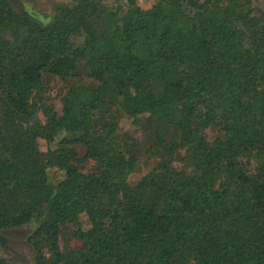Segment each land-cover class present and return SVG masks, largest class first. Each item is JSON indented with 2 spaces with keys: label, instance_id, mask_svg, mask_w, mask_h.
I'll use <instances>...</instances> for the list:
<instances>
[{
  "label": "trees",
  "instance_id": "trees-1",
  "mask_svg": "<svg viewBox=\"0 0 264 264\" xmlns=\"http://www.w3.org/2000/svg\"><path fill=\"white\" fill-rule=\"evenodd\" d=\"M227 1L206 0L191 16L183 0H160L120 18L81 0L43 26L0 0L2 23L19 19L26 27L21 44H0V229L36 221L28 239L36 264H182L188 257L193 264H264V10L255 13L251 0ZM79 36L84 43L75 45ZM80 62L100 82L107 75L134 89L122 99L126 114L178 116L185 141L196 142L187 154L194 170L152 172L130 185L134 157L90 136L104 85L72 89L63 116L36 123L29 98L41 71L65 77ZM211 126L224 138L208 146L197 133ZM42 131L48 139L60 131L83 136L41 154L35 140ZM75 143L103 171L80 173ZM51 166L65 172L55 186ZM67 223L85 242L70 256L59 244Z\"/></svg>",
  "mask_w": 264,
  "mask_h": 264
},
{
  "label": "rangeland",
  "instance_id": "rangeland-1",
  "mask_svg": "<svg viewBox=\"0 0 264 264\" xmlns=\"http://www.w3.org/2000/svg\"><path fill=\"white\" fill-rule=\"evenodd\" d=\"M12 10L18 16L33 18L36 22L47 26L59 13L60 9H68L77 6L81 0H7ZM104 11L114 12L122 18L133 7L142 10H151L160 0H93ZM206 0H183V8L193 16ZM234 2L233 0H229ZM242 5V0H238ZM225 5L228 4L227 0ZM250 9L260 15L264 10V0H251ZM95 19V16H93ZM0 21L2 18L0 15ZM19 19L11 23L1 24L0 44L8 42L12 45L21 44L26 38V27ZM75 45L84 43V36H79L74 41ZM106 88V99L103 105L92 112L91 138L106 145L114 144L118 153L126 157H134L135 168L128 177L130 185L137 184L143 177L155 173L176 174L183 170L188 173L194 169L187 163V154L191 152L196 142H186L185 132L176 125L178 116L170 122L162 117H154L149 114L129 115L122 108V99L125 95H132L134 89L119 87L114 77L104 76L100 82L92 74L84 62H80L67 76L53 74L46 68L41 71V78L37 86L32 90L29 98L30 110L34 113L36 123L46 125L51 117L59 118L64 115L65 101L69 92L74 88L96 89L101 86ZM160 88L155 93L160 92ZM0 93V99H4ZM4 100H0V109L4 110ZM49 119V120H48ZM45 131L39 135L35 144L41 154L49 151H58L61 143L66 140L80 139L82 133H70L60 131L48 139ZM205 144L211 146L217 139L224 138V132L219 126H211L197 133ZM104 147V146H103ZM77 156L73 164L82 174L103 171V165L99 158L87 155V146L84 143L72 145ZM243 161L255 162V158H241ZM65 178V172L51 166L47 168V179L51 185H57ZM220 180H218L219 182ZM80 226L83 229L90 227V222L85 214L80 215ZM37 222L24 225L19 228L0 229V259L7 264H36V251L28 243V239L34 235ZM59 244L61 251L67 256L82 252L85 242L75 236L77 225L67 223L61 227ZM49 255V253L47 252ZM185 260L182 264H193Z\"/></svg>",
  "mask_w": 264,
  "mask_h": 264
}]
</instances>
